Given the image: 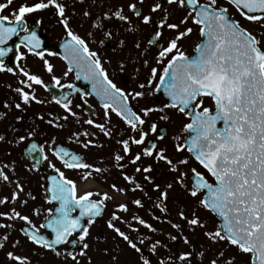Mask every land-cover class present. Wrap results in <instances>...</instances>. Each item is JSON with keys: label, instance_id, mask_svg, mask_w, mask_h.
<instances>
[{"label": "flooded vegetation", "instance_id": "flooded-vegetation-1", "mask_svg": "<svg viewBox=\"0 0 264 264\" xmlns=\"http://www.w3.org/2000/svg\"><path fill=\"white\" fill-rule=\"evenodd\" d=\"M186 1L0 0V18L17 29L0 56V264H31L30 249L75 257L82 252L68 249L78 237L83 251L108 232L127 240L140 264H195L203 255L204 264H264L222 234L194 184L216 182L185 145L192 117L158 92L170 62L192 59L204 40ZM196 1L226 12L264 55V17L228 0ZM218 74L211 62L206 82ZM193 110L215 114L214 95L198 96ZM89 203L104 215L63 246L28 236L50 239L57 209L72 222L75 206Z\"/></svg>", "mask_w": 264, "mask_h": 264}, {"label": "water", "instance_id": "water-1", "mask_svg": "<svg viewBox=\"0 0 264 264\" xmlns=\"http://www.w3.org/2000/svg\"><path fill=\"white\" fill-rule=\"evenodd\" d=\"M228 1L245 16L264 17V0ZM187 4L203 25L204 40L192 59L170 62L158 92L173 106L190 110L193 120L185 144L216 182L212 186L195 177V186L206 193V205L220 220L222 234L264 258V55L226 12L198 6L194 1ZM16 33L14 24L0 18L1 57L10 52ZM211 62L218 65L219 74L208 83L206 67ZM204 93L216 99L213 115L193 111L194 100ZM53 201L60 208L69 204L58 198ZM76 209L80 216L72 222L71 212L62 216L60 209L56 210L53 227L47 228L51 239L34 230L28 235L47 247L63 246L72 231L83 234L85 222L104 213L98 203H89L86 210L77 204ZM59 217L64 232L58 227ZM75 247L78 249H69V253L80 251L81 244Z\"/></svg>", "mask_w": 264, "mask_h": 264}, {"label": "rangeland", "instance_id": "rangeland-1", "mask_svg": "<svg viewBox=\"0 0 264 264\" xmlns=\"http://www.w3.org/2000/svg\"><path fill=\"white\" fill-rule=\"evenodd\" d=\"M116 195L121 199V195ZM107 234L110 235L111 232L106 233V236L100 242L95 237L90 238L87 243L89 248L84 249L81 255L75 257H70L66 251L60 253L30 249L31 264H140L141 257L137 255L136 251L129 250L133 248L125 247L127 240L115 235L107 236ZM200 243H197V245H200ZM90 244L100 248L91 249ZM202 246H204V242ZM174 249L185 248L182 247V244H179ZM180 253L182 252L178 251V258ZM187 259L190 258L187 257ZM195 264H204V255Z\"/></svg>", "mask_w": 264, "mask_h": 264}]
</instances>
